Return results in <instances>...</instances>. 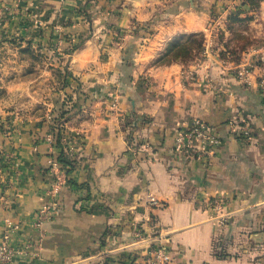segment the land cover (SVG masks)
Returning <instances> with one entry per match:
<instances>
[{
	"label": "crops",
	"instance_id": "0c3cea01",
	"mask_svg": "<svg viewBox=\"0 0 264 264\" xmlns=\"http://www.w3.org/2000/svg\"><path fill=\"white\" fill-rule=\"evenodd\" d=\"M237 1L0 0V28L65 50L56 59L70 74L44 96V113L0 132V235L8 219L19 225L13 246L40 239L30 248L37 256L10 264H117L153 244L166 246L171 264H264V45L239 61L214 49L161 61L192 34L201 48H224L230 12L264 16V0L247 13ZM217 33L221 41L210 39ZM246 62L241 79L233 67ZM76 92L79 108L62 124L66 183L39 238L31 220L48 201L47 112ZM194 117L221 139L201 161L172 149L175 130ZM237 120L250 121V140L230 132Z\"/></svg>",
	"mask_w": 264,
	"mask_h": 264
},
{
	"label": "rangeland",
	"instance_id": "374dc122",
	"mask_svg": "<svg viewBox=\"0 0 264 264\" xmlns=\"http://www.w3.org/2000/svg\"><path fill=\"white\" fill-rule=\"evenodd\" d=\"M261 1L253 0L245 5V0H238L236 5L241 8V12L247 13L251 9L259 11ZM225 23L229 30L224 35V48H213L210 45L199 48L202 36L192 34L177 41L183 45L176 48L175 54L187 58L202 49H214L219 50L217 54L221 57L227 56L229 60L239 61L243 57V51L264 45L263 15L239 17L230 12ZM223 34H210L209 37L221 41ZM64 51L52 47L49 41L44 46L40 43L29 46L28 37L0 28V132L16 127L21 121L27 120L28 116L40 115L43 112L41 106L44 96L47 95L48 100L55 93L58 94V90L64 85L62 68L67 67V62H60L56 56H67ZM64 96L65 94L62 100H65Z\"/></svg>",
	"mask_w": 264,
	"mask_h": 264
},
{
	"label": "built area",
	"instance_id": "2783aa9c",
	"mask_svg": "<svg viewBox=\"0 0 264 264\" xmlns=\"http://www.w3.org/2000/svg\"><path fill=\"white\" fill-rule=\"evenodd\" d=\"M205 53H211L210 49H205ZM250 69V63L246 62L241 65L233 67V70L237 76L241 79L246 78ZM264 86V78L261 80ZM65 97V96H64ZM66 100V97H65ZM73 99L66 100L65 106L69 109L72 105ZM49 119V117H48ZM230 132L234 137L241 140H250L252 137L251 126L249 120H237L231 121L228 124ZM53 127H62L54 124ZM44 142L47 145L48 153L50 156L47 158L48 164V176L50 178V186L46 191L47 202H45L34 213L31 220V227L33 230L39 233V238H42L43 231L42 226L44 223L51 221L58 214L57 195L59 189L66 183L65 166L55 158L56 149L54 145L53 134L48 131L44 137ZM221 139L205 121L200 118H192L188 125L185 127H179L175 130L173 136L172 149L175 154L188 161H201L213 154L215 149L220 145ZM62 144V139H61ZM148 203L155 205L157 201L148 196ZM217 211L221 209L218 202L213 201ZM211 206V205H210ZM226 218L220 219V224L226 222ZM5 230L0 235V264H10L15 257L27 256L32 254L37 256L36 252H30V248H38L37 243L27 242L23 247H15L11 243V236L18 230L19 225L14 224L10 220H5ZM134 237L138 242L146 241L140 229L136 228ZM40 243V242H39ZM141 253L138 256H131V260H128L122 264H171V255L169 250L163 244L147 245L141 249ZM121 264V263H120Z\"/></svg>",
	"mask_w": 264,
	"mask_h": 264
},
{
	"label": "trees",
	"instance_id": "16d2710c",
	"mask_svg": "<svg viewBox=\"0 0 264 264\" xmlns=\"http://www.w3.org/2000/svg\"><path fill=\"white\" fill-rule=\"evenodd\" d=\"M253 0H245V5H247L248 3L250 4V2H252ZM261 1V0H260ZM252 8V7H251ZM183 44L180 43H176L172 46V48L166 53L164 54V56L162 57L161 61L162 62H170L171 60H181L184 61L187 58H191L194 55H189L187 58H182L180 55L175 54V50L176 48L182 46ZM184 46H187V44H185ZM199 48H201V40H200V44H199ZM197 50H200V49ZM73 49H75V45L71 46L69 48V51H72ZM62 72H63V78H64V85L67 86L69 85L67 82V77H70L69 72L67 71V67H63L62 68ZM76 98L75 100L72 102V105L69 109L66 108L65 106V102L66 100H71V95L69 93H65V97L66 100H62V101H56L54 109L51 110V112L49 113V119H47V123L44 125V128L46 131H50L53 134V138H54V145H55V149H56V154H55V158L61 163V165L63 166H69L70 164L65 161L63 159V146L61 144V139H62V133H63V129L62 127H53L54 124L62 126V124L67 121V119L74 114L77 109L79 108V98H80V94L78 92H76ZM44 137V136H42ZM50 154H47V157H49ZM69 170L66 169L65 172L67 174ZM128 260H131V256L130 255H123L121 257V260L118 259L117 260V264H122Z\"/></svg>",
	"mask_w": 264,
	"mask_h": 264
}]
</instances>
